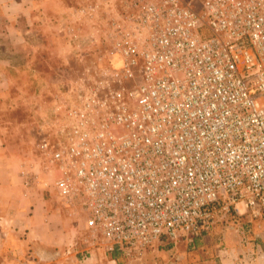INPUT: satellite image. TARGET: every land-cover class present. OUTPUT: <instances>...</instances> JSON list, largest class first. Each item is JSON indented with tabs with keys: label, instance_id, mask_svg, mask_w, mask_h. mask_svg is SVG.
Listing matches in <instances>:
<instances>
[{
	"label": "built area",
	"instance_id": "2783aa9c",
	"mask_svg": "<svg viewBox=\"0 0 264 264\" xmlns=\"http://www.w3.org/2000/svg\"><path fill=\"white\" fill-rule=\"evenodd\" d=\"M120 2L109 66L38 145L55 196L124 259L262 217L264 0Z\"/></svg>",
	"mask_w": 264,
	"mask_h": 264
},
{
	"label": "rangeland",
	"instance_id": "374dc122",
	"mask_svg": "<svg viewBox=\"0 0 264 264\" xmlns=\"http://www.w3.org/2000/svg\"><path fill=\"white\" fill-rule=\"evenodd\" d=\"M66 4L63 15L50 11L38 20L27 35L33 48H22L15 55L10 96L0 102L1 131L6 147L19 158L21 175L49 209L63 212L77 246L86 249L94 240L55 196L54 179L43 170L38 145L59 137L65 110L78 91L91 88L109 66L110 28L123 4L120 0H66ZM258 258V264H264V218L243 215L219 218L200 237L154 242L126 264H254Z\"/></svg>",
	"mask_w": 264,
	"mask_h": 264
},
{
	"label": "crops",
	"instance_id": "0c3cea01",
	"mask_svg": "<svg viewBox=\"0 0 264 264\" xmlns=\"http://www.w3.org/2000/svg\"><path fill=\"white\" fill-rule=\"evenodd\" d=\"M67 10L66 0H0V102L10 96L15 55L33 48L27 35L37 21L50 11L63 15ZM1 129L0 118V264H126L117 252L100 247H90V256L79 259L82 249L69 219L49 209L21 175L19 158L6 147Z\"/></svg>",
	"mask_w": 264,
	"mask_h": 264
},
{
	"label": "trees",
	"instance_id": "16d2710c",
	"mask_svg": "<svg viewBox=\"0 0 264 264\" xmlns=\"http://www.w3.org/2000/svg\"><path fill=\"white\" fill-rule=\"evenodd\" d=\"M227 216H230V217H237L238 215L234 214L233 212H230V214H228ZM264 218V214L262 216Z\"/></svg>",
	"mask_w": 264,
	"mask_h": 264
}]
</instances>
